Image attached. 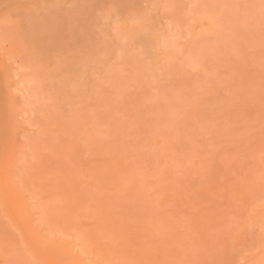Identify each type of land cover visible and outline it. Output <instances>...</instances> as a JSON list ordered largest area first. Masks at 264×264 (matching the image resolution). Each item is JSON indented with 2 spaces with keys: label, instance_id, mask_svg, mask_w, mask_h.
Wrapping results in <instances>:
<instances>
[{
  "label": "rangeland",
  "instance_id": "obj_1",
  "mask_svg": "<svg viewBox=\"0 0 264 264\" xmlns=\"http://www.w3.org/2000/svg\"><path fill=\"white\" fill-rule=\"evenodd\" d=\"M0 264H264V0H0Z\"/></svg>",
  "mask_w": 264,
  "mask_h": 264
}]
</instances>
